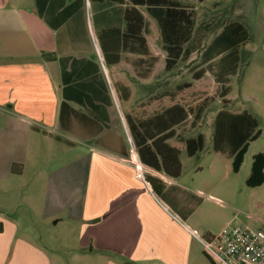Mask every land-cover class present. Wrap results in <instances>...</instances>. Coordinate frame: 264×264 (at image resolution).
<instances>
[{
    "label": "crops",
    "instance_id": "0c3cea01",
    "mask_svg": "<svg viewBox=\"0 0 264 264\" xmlns=\"http://www.w3.org/2000/svg\"><path fill=\"white\" fill-rule=\"evenodd\" d=\"M180 2L195 11L196 28L205 23H197L195 5L204 2ZM132 6L128 0H0V151L10 152L7 168L17 166L19 175L26 165L16 154H25L27 147L19 148L21 143L15 140L23 135L43 137L57 153L44 167L43 218L65 230H52L42 249L31 236L18 237L17 224L0 216L4 223L0 264H66V251L72 264H204L203 259L209 260L204 240L218 235L228 222L216 227L219 216L209 208H229L214 184L220 165L216 157H227L214 149L216 156L208 154L204 163L187 165L183 157L203 158L205 146L190 157L184 140L205 136L199 130L210 106L172 127L176 136L166 143L181 151L179 171L171 160L165 162L166 169L142 161L129 121H149L175 103L194 106L208 97L195 94L199 100L195 101L194 93L186 94L193 88L191 83L155 91L161 72L175 73L180 63L195 54L201 61V53L167 69L160 24L144 5L136 8L146 21L152 55L158 58L151 73L145 75L150 66L139 63L138 54L122 53L120 63L108 64L100 33L110 27L124 30L125 10ZM155 37L162 55L152 50L150 39ZM162 58L165 67L156 72ZM196 65L191 69L193 80L202 81L210 74L219 88L210 70L197 80L201 68ZM115 66L119 67L112 73L110 67ZM189 84L173 101V94ZM65 88L81 98H66ZM230 94L226 98L232 102ZM133 98L136 106L125 111L123 104ZM196 126V135L190 136ZM148 177L163 183L161 193ZM9 253L13 259L7 263Z\"/></svg>",
    "mask_w": 264,
    "mask_h": 264
},
{
    "label": "rangeland",
    "instance_id": "374dc122",
    "mask_svg": "<svg viewBox=\"0 0 264 264\" xmlns=\"http://www.w3.org/2000/svg\"><path fill=\"white\" fill-rule=\"evenodd\" d=\"M195 5L197 8V23L210 22L212 24V31L206 39V45L212 37L220 32L223 25L230 21L244 23L250 34V40L247 45L239 49L238 69L235 75L230 77L232 92L229 98L232 100L231 104L224 105L222 98L218 97L215 103L211 104L210 108L205 111L204 120L201 123L202 128L199 130L206 136L203 158L191 159L184 155L183 160L188 165L189 163H204L205 157L209 156L208 154L216 156L213 151V121L222 107H227L235 112L248 111L256 117L259 120V129L262 131V136L251 143L240 172L237 174L233 172L232 161L222 156L216 157L219 159L220 165H218V176H214L216 180L214 184L218 185L224 203L229 208L223 210H217L214 207L209 208L219 216L216 227L220 226L221 222L228 221L222 230L230 224L236 228L249 227L264 238V185L250 188L246 184L254 156L258 153L264 154V0H206L202 4L195 3ZM155 27H157V24L154 25ZM152 31L154 33L155 29ZM150 44L155 53L162 55V46L158 37L151 38ZM96 51L101 62L102 56L98 45ZM199 61L200 54H195L190 61L180 63L175 73L161 72L156 79L158 80L155 85L158 86L155 90L156 93L174 89L177 84L191 83L193 88L186 90V94L194 93V100H196L195 94L199 97H203V95H199L201 93L208 94V97L218 96V85L210 74L202 81L193 80L191 69ZM118 67H110L111 72L113 73ZM164 67L165 59L162 58L156 72ZM130 85L133 87L132 84ZM136 101L137 99L133 98L129 103H124V110H131L136 106ZM197 130V126L192 128L190 130L192 135L190 136H195ZM33 137L23 135L21 140H15L21 143L22 147L19 148L27 147L25 154L23 152L16 154L17 159L21 156V160L25 161L26 166L22 175L18 174L17 166L14 171L13 167L7 168L6 158L10 152L0 151V216L4 220L17 224L18 237L31 236L34 243L44 249V243L52 230L55 229L59 233L65 230L62 226L52 227V224L44 222L43 218L44 167L49 166L50 160H55L50 155L57 153H54V150L44 143L43 137ZM207 175L210 174L206 173ZM0 223L4 225L3 221H0ZM64 253H66V264H72L69 263L72 256H68L67 251ZM11 257L9 253L7 263L12 261L13 258L11 259ZM203 260L204 264H211L209 260Z\"/></svg>",
    "mask_w": 264,
    "mask_h": 264
},
{
    "label": "trees",
    "instance_id": "16d2710c",
    "mask_svg": "<svg viewBox=\"0 0 264 264\" xmlns=\"http://www.w3.org/2000/svg\"><path fill=\"white\" fill-rule=\"evenodd\" d=\"M128 1L133 6L125 10V29L110 27L100 33L102 49L108 64L120 63L122 53L138 54L142 56L138 59L139 63L150 66L145 75L151 73V67L157 63L158 58L152 55L146 38V21L136 8V6L146 5L149 13L160 24L161 42L167 52V69L174 68L180 61H188L194 53L200 52L201 61L196 67L201 69L195 74L196 79H201L206 71L210 70L219 84L218 96L204 97L200 101L196 99L199 102L195 106L175 103L149 121H137L129 118L133 139L141 160L158 169H166L165 162L171 160L177 165L176 171H179L181 151L166 143L167 140L176 136V131L172 130V127L190 116L201 115L218 97L222 98V102L226 106L231 103L226 98L232 92V87L229 85L230 77L234 76L238 69L239 49L248 44L250 34L244 23L230 21L225 23L221 33L205 46L204 42L208 33L212 31V24L205 22L196 28L195 11H190V7L184 6L180 2L181 0ZM196 1L202 3L205 0ZM72 43L75 45L76 42ZM189 87H191L190 84L178 89L173 94V101L176 100L179 91ZM122 89L130 95V90L127 87L123 86ZM65 96L66 98H81L78 94L73 95L72 88H65ZM259 125V120L248 111L233 112L227 107H223L215 117L213 149L232 161V169L235 174L240 172L251 143L262 136ZM150 141L151 143H149ZM184 143L187 154L192 157L204 149L205 136L201 134L197 138L184 140ZM147 180L158 193H161L164 188L162 182L149 177ZM246 184L250 188L264 185L263 153L254 156ZM2 231L3 225L0 223V233ZM209 238L207 237V239ZM205 256L214 264L206 252Z\"/></svg>",
    "mask_w": 264,
    "mask_h": 264
},
{
    "label": "built area",
    "instance_id": "2783aa9c",
    "mask_svg": "<svg viewBox=\"0 0 264 264\" xmlns=\"http://www.w3.org/2000/svg\"><path fill=\"white\" fill-rule=\"evenodd\" d=\"M204 251L214 264H264V238L249 227L228 225L204 240Z\"/></svg>",
    "mask_w": 264,
    "mask_h": 264
}]
</instances>
